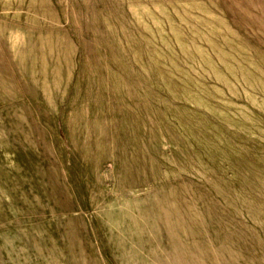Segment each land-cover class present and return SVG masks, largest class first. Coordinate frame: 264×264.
I'll use <instances>...</instances> for the list:
<instances>
[{
    "label": "rangeland",
    "instance_id": "1",
    "mask_svg": "<svg viewBox=\"0 0 264 264\" xmlns=\"http://www.w3.org/2000/svg\"><path fill=\"white\" fill-rule=\"evenodd\" d=\"M0 264H264V0H0Z\"/></svg>",
    "mask_w": 264,
    "mask_h": 264
}]
</instances>
